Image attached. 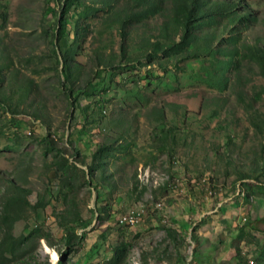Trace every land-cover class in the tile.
Segmentation results:
<instances>
[{"label":"rangeland","instance_id":"1","mask_svg":"<svg viewBox=\"0 0 264 264\" xmlns=\"http://www.w3.org/2000/svg\"><path fill=\"white\" fill-rule=\"evenodd\" d=\"M176 1L122 25L132 0H0V264L176 263L151 220L189 191L264 264V0L189 45Z\"/></svg>","mask_w":264,"mask_h":264},{"label":"crops","instance_id":"2","mask_svg":"<svg viewBox=\"0 0 264 264\" xmlns=\"http://www.w3.org/2000/svg\"><path fill=\"white\" fill-rule=\"evenodd\" d=\"M150 180L151 178L147 181L151 183ZM142 183L145 184L144 180ZM168 186L171 189V186ZM143 188L145 187L143 186ZM202 194V191L196 193L194 197L191 196L190 191L188 194L183 193L181 197L178 195L175 197V194H171V205L166 207L167 212H169L166 219L160 218L159 220V217L156 219L152 217L151 221L154 226L163 225V227L176 229L179 234V259L172 264H239L241 258L237 255L238 246L236 242H239L241 238L239 234L242 231L235 218L238 208L232 203H224L221 210L216 211L210 207V202L202 198ZM213 211L219 214H214ZM148 215L149 212L145 213V216ZM144 226L146 227V225ZM171 242L169 239V244L166 242L163 244L164 250L169 247L172 249L173 244L171 246ZM155 262V264H169L162 258L155 260Z\"/></svg>","mask_w":264,"mask_h":264},{"label":"trees","instance_id":"3","mask_svg":"<svg viewBox=\"0 0 264 264\" xmlns=\"http://www.w3.org/2000/svg\"><path fill=\"white\" fill-rule=\"evenodd\" d=\"M133 6L129 13H126L122 20V25L129 21L141 22L151 16L157 15L164 6V0H132ZM175 16L178 15L177 22L184 29V35L181 39L182 45L192 43V34L194 20L201 22L202 19L212 16H233L236 10H240L239 18H244L245 13L234 0H179L175 3ZM240 8V9H238ZM125 34V33H124ZM194 52V51H191ZM193 57L195 55H192ZM240 257V254H239ZM241 258V257H240ZM242 260V258L240 259Z\"/></svg>","mask_w":264,"mask_h":264},{"label":"built area","instance_id":"4","mask_svg":"<svg viewBox=\"0 0 264 264\" xmlns=\"http://www.w3.org/2000/svg\"><path fill=\"white\" fill-rule=\"evenodd\" d=\"M141 213L138 211H130L127 213V219L125 221H119L122 225L135 226L140 222ZM246 221V218H244Z\"/></svg>","mask_w":264,"mask_h":264},{"label":"bare ground","instance_id":"5","mask_svg":"<svg viewBox=\"0 0 264 264\" xmlns=\"http://www.w3.org/2000/svg\"><path fill=\"white\" fill-rule=\"evenodd\" d=\"M125 219H127V215L124 216L120 221H125ZM52 254H53V258L56 259L57 258L56 254L54 252Z\"/></svg>","mask_w":264,"mask_h":264}]
</instances>
